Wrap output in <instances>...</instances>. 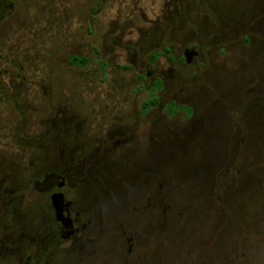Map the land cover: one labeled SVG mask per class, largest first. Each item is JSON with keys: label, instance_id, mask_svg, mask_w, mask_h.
<instances>
[{"label": "rangeland", "instance_id": "rangeland-1", "mask_svg": "<svg viewBox=\"0 0 264 264\" xmlns=\"http://www.w3.org/2000/svg\"><path fill=\"white\" fill-rule=\"evenodd\" d=\"M181 1L176 52L196 45L205 66L191 63L180 85L165 75L141 116L148 92L136 73L170 68L162 55L147 64L170 27L160 0H0V264L34 259L47 238L48 198L31 188L39 152L18 136L38 135L53 112L79 139L51 140L44 164L72 155L80 182L66 198L86 228L40 264H264V0H203L201 14ZM102 47L113 60L103 71ZM76 54L89 64H69ZM107 103L135 137L115 146L120 171L104 170L86 138L105 137L96 121Z\"/></svg>", "mask_w": 264, "mask_h": 264}, {"label": "flooded vegetation", "instance_id": "flooded-vegetation-1", "mask_svg": "<svg viewBox=\"0 0 264 264\" xmlns=\"http://www.w3.org/2000/svg\"><path fill=\"white\" fill-rule=\"evenodd\" d=\"M114 1L115 6L120 7L121 4L126 0ZM127 1H129V3H132V0ZM160 1L165 7L164 10H166V12H168L169 14L167 19L170 22V27H162L161 38L158 42H156V49L149 51L147 64L153 67V63L158 59L160 55H162L163 58L169 63L170 68L167 70V74L163 70L157 71L155 67L151 69L148 66L141 72L136 73V78L139 81H146L144 85L146 86L148 92V95L143 100L140 106L139 114L141 116H143L147 111L151 110L154 107L150 106L144 111L142 109L143 103H145V107L147 106V104L151 103V101L149 100L151 94H154L156 102H159V96L157 92L160 91L162 89V86L164 85L165 75L169 76V79H177L178 85H180L179 82L182 84L185 79H188V77H191L195 73V70H193L192 72H185V68L190 67L191 63H194L197 69L203 68L205 66V62L202 60L200 50L195 49L197 47L196 45L187 44L185 47L183 46L180 51L176 52L177 48L173 38L177 36L175 33L176 30H179L178 23L180 16L185 12H188L189 7L187 6V8H185V3L181 0ZM201 1L203 0H198L197 2L196 0H192V13L201 14L200 12L203 11L200 8ZM154 2L155 0H151L150 6L151 8L156 9V7H158V4H155ZM227 8L226 5L222 8L224 9V13L229 12H227ZM170 9H172L173 12H170ZM111 45H113L114 47L115 43L109 44V47ZM102 49L103 50L101 51V56L97 59V64L98 68L103 71L105 70L106 66L110 64V60H112V58L108 60L105 59L106 55L110 52H105L104 47H102ZM72 58H75L76 62H71ZM68 62L69 64L74 65L77 68H83L89 64V57L78 54L71 55L68 59ZM117 67L119 66L117 65ZM172 69L174 71H172ZM173 75H176V77H173ZM112 103H114V100L112 101ZM109 104H111V102H109ZM109 104H101L99 106L98 117L100 118V121H96V127H98L100 130L104 129L106 131L105 137H102L101 134V137L94 135H92L91 138L86 136L85 137L88 139H93L91 140L93 142L99 143L100 147L97 148V152L100 151L101 155H98L97 157L100 162L104 163V165L102 164V166L105 168L104 170L111 171L117 169L120 171V160L115 156V146L120 142L126 143L127 141H130L132 139L134 140L135 137H132V135L129 137L127 135L126 131L129 130L128 128L122 129L121 127H115V121L117 119H120V111L118 110L117 113L119 115L117 117L115 116V114L113 116L106 115ZM173 105V102H169L168 104V107H171V111H175ZM179 107L182 108L185 116H196L198 113L194 108H189L185 105H180ZM45 112L47 113V115L49 114L48 111ZM58 113L59 112H57V114L54 116L53 112V117L47 118L46 121H44L40 125V132L38 135L28 137L29 140H25L24 137L18 136L19 141L24 143V145H33L34 148L39 152L37 158L38 163L33 169L31 188H34L36 191L46 193L49 203L48 205L51 210V218L49 221L50 227L46 234L47 238L45 242L41 244L37 252L33 255L34 259L30 260L28 258H25L26 261H24L23 264H40L41 260L43 259L48 261L52 257V251L56 246L63 242L78 241L76 238V234L80 231V227L78 226V224H80L83 229L86 228L83 220H78V218L73 217V211L71 213V210L75 209V207H73L74 203L72 200L66 198L68 193H70L71 188H74L75 186L77 187L80 182V179H73L71 176L72 174L70 165L72 166V163L68 162V159H71L72 155L70 157L68 156V158H66V161L60 167H48L44 164L48 159L46 145L49 144L51 140L55 138H63L65 140H70L72 138L75 140L79 139L74 131L75 128L78 130V126L74 124V121L54 120V118L57 117ZM59 125H61L62 127H59ZM24 145L23 147H25ZM68 154H70V152H68ZM110 155L114 157L112 160H110L109 158ZM90 170L94 169L92 167L87 168L84 171L80 169V173L83 172V174L85 175V173ZM127 244L128 246L126 252L128 254L130 252V245L129 243Z\"/></svg>", "mask_w": 264, "mask_h": 264}, {"label": "trees", "instance_id": "trees-1", "mask_svg": "<svg viewBox=\"0 0 264 264\" xmlns=\"http://www.w3.org/2000/svg\"><path fill=\"white\" fill-rule=\"evenodd\" d=\"M71 62H76V59H75V58H72V59H71ZM77 62H78V61H77ZM83 63H84V61H83ZM149 100L151 101V103L147 104L146 107H145V103H143V105H142V109H143V111H144L145 109L149 108L150 106H154V105H156V103H157L154 94H151V96L149 97ZM149 100H148V101H149Z\"/></svg>", "mask_w": 264, "mask_h": 264}, {"label": "water", "instance_id": "water-1", "mask_svg": "<svg viewBox=\"0 0 264 264\" xmlns=\"http://www.w3.org/2000/svg\"><path fill=\"white\" fill-rule=\"evenodd\" d=\"M61 207V206H60ZM59 215V214H58Z\"/></svg>", "mask_w": 264, "mask_h": 264}]
</instances>
